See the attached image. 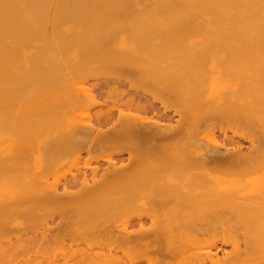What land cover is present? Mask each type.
Masks as SVG:
<instances>
[{"label":"bare ground","instance_id":"bare-ground-1","mask_svg":"<svg viewBox=\"0 0 264 264\" xmlns=\"http://www.w3.org/2000/svg\"><path fill=\"white\" fill-rule=\"evenodd\" d=\"M224 123L253 133L247 151L229 138L231 152L226 141L220 152L212 134L217 126L224 135ZM94 145L116 156L94 166L86 154L92 167L79 163L86 169L64 179L59 161ZM257 171L264 0H0V234L10 224L18 235L35 229L23 237L49 233L54 223L78 244V235L104 234L38 262L47 233L22 244L10 230L18 245L0 235V264H185L199 250L205 257L190 264H264V180L246 179ZM133 208L143 212L138 226L119 227ZM53 213L65 225L45 226ZM205 239L216 252L204 254Z\"/></svg>","mask_w":264,"mask_h":264},{"label":"rangeland","instance_id":"rangeland-1","mask_svg":"<svg viewBox=\"0 0 264 264\" xmlns=\"http://www.w3.org/2000/svg\"><path fill=\"white\" fill-rule=\"evenodd\" d=\"M140 7H141V6H140ZM137 9H139V6H138ZM137 9L135 10L136 13H138V12L140 11V10L137 11ZM90 81H91V80H90ZM88 82H89V81H88ZM88 82H86V83H88ZM226 83H227V81H225V79H224V84H226ZM103 89H107V88L104 87ZM101 91H102V92H101L102 95H105V91H106V90H104V91L101 90ZM166 102H168L167 99L165 100V104H166ZM168 103H170V100H169ZM168 103H167V106L169 107V110L167 111V114L171 116V118H172L171 123L173 124V122L175 123V121L177 120V119H176V120H173V119H175V118L178 117V116H177L176 114H174V113H173L174 115H172L171 111L174 110L173 107H175L176 105L172 102V103L170 104V106H169ZM160 105H162V104H158L157 106H158V108H159L160 110H162V106H160ZM172 105H173V106H172ZM87 107H88V106H83L82 109H85L86 111H88V109H89V113L91 112L90 114H92V109H93V108H90V107H89L88 109H86ZM176 108H177V106H176ZM170 109H171V110H170ZM77 110H78V109H77ZM82 111H84V110H82ZM93 111H94V110H93ZM173 112H174V111H173ZM173 116H174V117H173ZM175 124H176V123H175ZM211 125L213 126V128H211ZM211 125H208L207 127H204L203 132H201V133L204 134L205 130H209V132H213V131H214V130H213V129H214V125H216V124H211ZM226 126H228V128H229L230 125H229V124L226 125V124L224 123V128L226 129V132H225V129H224V135L222 134V133H223V129L221 128L222 131H221L220 129L217 130V129H218V128H216L217 126L215 127V130H216V131L213 132V133H215V134H212L213 137L216 136V137H214V138L217 140L216 142L219 143V144H221V145L219 146V147H220V148H219V149H220V152H221L222 154H225V149L222 148V147H223L222 145H223V144L225 143V141H226V143H225V145H224V146L226 147V146H227V143H228V141H229V138H231V140H232V138H233V139L235 138V140L238 141L237 144L239 143V145H241L242 150L247 151V150L250 148L248 139H249V138H252V137L254 136L253 133L250 132V131L247 132L246 130H244V131L246 132V133H245L244 131H242L243 129L240 130V129L235 128L233 125H231V126H230L231 128H230L229 130H231V129L234 130V128H235L237 131H238V130L240 131L239 134H237L238 132H236V133L234 134V132H233L232 130H231V131L227 130V127H226ZM232 126H233L234 128H232ZM236 127H237V126H236ZM238 128H239V127H238ZM236 130H234V131H236ZM227 131H228V132H227ZM231 132H232L234 135H232ZM225 133H227V137H225V136H226ZM243 133H244V134H243ZM247 133H248V134H251L252 136H251V135H248ZM209 134H210V133H209ZM236 134H237V135H236ZM242 134H243L244 136L247 134V136H245L246 139L244 138V136H242ZM205 135L208 136L207 133L204 134V136H205ZM212 135H209V137L212 136ZM231 135H232V136H231ZM202 136H203V135H202ZM204 136H203V137H204ZM222 136H224V137L222 138ZM235 136H236V137L239 136V138H238V137L236 138ZM241 136H242L243 138H242ZM249 136H251V137H249ZM217 138H218L219 140H218ZM247 138H248V139H247ZM231 140H230V142L235 141V140H232V141H231ZM218 141H219V142H218ZM230 142L228 143V144H229L228 146H230V147L227 148V149H229V150H230V148L232 149V147H233L232 145H235V142H234L232 145H230V144H231ZM258 143H259V142H258ZM221 146H222V147H221ZM231 146H232V147H231ZM84 148H86V146L83 147V149H82L83 151H81L82 153H81L80 151H77V152H78V153H77V154H78V157L80 156V155H79V152H80L81 154H83V155L80 156L81 158H80V157L78 158V157H77V154H76V153L73 154V152H70V153H69V154H70L69 156L66 155L65 157H63V158L59 161V162H60L59 165H60V164L62 165V168L60 167L61 165L59 166V167L61 168V172H62V173L60 172V168L57 166V167L59 168V173H61V174L64 173V174H63L64 177H65V175L70 177V175H72L73 173H76V171H78V168L81 170L82 167H83V165H84V164H83V165H81V164H82V162L85 161V159L83 160V157H84L86 154H87V157H89V158L92 156L91 160L89 159V163H93L94 166H95L96 164H97V165L100 164V166H101V165H104V166H105V163H106V160H107L106 158H107V157H110V158H111V157L116 156V155H115V152L110 151V150H114V149H111V148H105V147H101V146H98V145H94V146H92V147L90 148V151H89V152H87V148H86V150H85ZM98 148H99V149H98ZM104 148H105V149H104ZM245 148H246V149L248 148V149L246 150ZM34 149H35V148H34ZM100 149H103V150L108 149V150H109V154H107L108 151H103V150H100ZM35 150H36V149H35ZM37 150H38V153H39L40 150H39V149H37ZM90 152H91V154L88 155V153H90ZM106 152H107V153H106ZM111 152H113L114 154H112ZM230 152H231V150H230ZM36 153H37V151H36ZM110 153H111L112 155H111ZM33 154H34V153H33ZM106 154H107V155H106ZM36 155H37V154H36ZM109 155H111V156H109ZM123 155H124V157L127 156L126 153H123ZM34 156H35V155H34ZM67 156H68V157H67ZM104 156H105V159H106V160L104 159ZM66 157H67V158H66ZM64 158H66V159H64ZM85 158H86V157H85ZM94 158H97V160L94 159ZM99 158H103L104 161H103L102 159H99ZM31 159L33 160L32 157H31ZM31 159H30V163L32 162ZM76 159H77V160H76ZM86 159H88V158H86ZM70 160H72V161H70ZM73 160H74V161L76 160L75 162H76V164L79 165V166L74 165V161H73ZM78 160H79V161H78ZM80 160H81V161H80ZM82 160H83V161H82ZM95 160H96L97 162H96ZM90 161H91V162H90ZM94 161H95V162H94ZM100 161H102V162H100ZM103 162H104V163H103ZM71 163H72L73 165H72ZM79 163H81V164H79ZM84 163H86L85 165L87 166V168L92 167V165H93V164H89L87 161H85ZM95 163H96V164H95ZM66 165H67V166H66ZM70 165H71V166H70ZM225 165H226V167H229L228 164H223V166H225ZM65 166H66V167H65ZM73 166H74V168H73ZM226 167H223V169H221V172H224V171L226 172ZM64 168H66V169H64ZM83 168L86 169L85 166H84ZM67 170H70V171H67ZM71 170H72L73 173L71 172ZM88 170H89V169H88ZM223 170H224V171H223ZM259 171H260V170H259ZM68 172H69V173H68ZM229 172H230V171H229ZM232 172H236V171H232ZM59 173H58V174H59ZM69 174H70V175H69ZM214 174H215L216 176L220 177V176H223L222 174H224V173L220 174V173L218 172V173H214ZM260 175L263 177L262 180H264V171H263V172H259V173H258V171H257V172H255V173H253V174H250L246 179H247L248 181H251V180L253 181V180H254L253 182H256V183H257V182H259L260 179H261V178H260V177H261ZM69 177H67V178H69ZM50 178L54 180V178H52V177H50ZM70 178H71V177H70ZM70 178H69V179H70ZM254 178H255V179H254ZM256 178H257V179H256ZM51 179H50V181H51ZM62 179H63V178H62ZM64 179H66V177H65ZM64 179H63V180H64ZM69 179H68V180H69ZM259 187H260V189L262 188V186H259V185H258V189H255V191H256V190L258 191V190H259ZM257 191H256V192H257ZM136 211H137V212H136ZM133 212H134V213H133ZM135 212H136V213H135ZM138 212L140 213V212H142V211L133 208V210L130 209V210H127V211L123 212V213L121 214V216L118 217L117 223H118V221H119V223H118L117 225L119 226L120 224H121V225H125V224H126L127 227H128V229H131L132 227H137V226H138V223H137V221H136V219H135L134 216L139 215ZM53 214H54V216H53ZM53 214H50V218H51L52 216L54 217L53 219L51 218L52 220H51V219H49V220L47 219V221H46V219L44 218L45 221L43 220L44 222H43V221H41V222H43L44 224H46L45 226H47V224H50V225H51L52 223H54V221L56 222L57 219L59 218V220H60L62 223H61L60 221H57V222H59V223L62 224V225H65V223H64L63 220H66V221H67V220H68L67 217L64 219L62 216L58 215L57 213H56V214L53 213ZM135 214H136V215H135ZM140 214H141V213H140ZM142 214H143V212H142ZM142 214H141V215H142ZM51 215H52V216H51ZM47 216H48V215H47ZM125 216H126V217H125ZM132 217H133V218H132ZM32 218H34V217H31L30 220H28L30 223L27 221V219L23 220V222H28V223H27L28 225H29V224H32V225L34 224V225H35V223H32V221H31ZM47 218H48V217H47ZM60 218H61L62 220H61ZM119 218H120V219H119ZM125 218H127V219H125ZM28 219H29V218H28ZM116 219H117V218H116ZM116 219L113 220L114 222L112 221V223H111L112 225L116 224V223H115ZM122 219H125V220L121 221ZM32 220H34V219H32ZM50 220H51V222H50ZM128 220H130V221H128ZM131 220H132V221H131ZM145 220H148V221H145ZM34 221H35V220H34ZM126 221H128V223H127ZM149 221H150V220L147 218V216H145V217L143 216V224H144L145 226H147V224H148V226L150 225V222H149ZM120 222H121V223H120ZM145 222H146V223H145ZM39 223H40V221H39ZM43 223H42V224H43ZM24 224H25V223H24ZM24 224H23V225H24ZM37 224H38V223H37ZM54 224H57V225H55V227H54V226L51 227L52 229H54L53 231H48V230H47L49 233L45 232V233H47L46 235H48V234L50 235V233H51L50 236H49V235L47 236V239H48V240L46 239V235H44L45 233L43 234V233L40 232L41 235L43 234V235L45 236V237H44V236H43V237L46 239V240H45V239L43 240V243H42V241H40L41 238H39L40 233H37V232H35L36 235L34 234V232H33V234H34L35 236L38 235L36 238H39V239L36 240V239H34L35 237H34V238L32 237L35 241H33L32 239H28V238H31V236L33 235V234H32V230H35V229H32V227H30V226H28V227H24V226H23V227H21V228H18L19 230L21 229V232H22V229L25 228V229H26V232L28 233V230H27V229H29V227H30V229H32V230H31V234H26V236H28V235H31V236H28V237H26V236H25V237L21 236V235H24L26 232L18 235V233L15 232V231H16V228H15V227H17V226L15 225V227L12 228V225H11V224H10L11 226H10V225H8L9 227L7 226V228L4 230L5 232H3V233H7V231H8V232H11V231L13 230V233H17V234L15 235V237L18 238V237H17V235H18L19 238H20V241H23V242H21L22 244H27V243H28L27 241H29V243H31V244L34 242V244H35L36 241L39 240V241L42 243V244H40L39 246H38V245L36 246L37 248L39 247V250H40L41 248H43L42 246H43V244H45L46 242H47L48 245H51V247H49L48 245L45 244V245H44V248L40 250V251H42V252H40V253H39V251L37 250L38 253L36 252V255L34 256L33 259H37V258H38V259H37V260H39L38 262H40V259H39L40 257H41V258H43V257H44V258H47V256L51 255V254L53 253V249H54L55 251L59 252L58 248H60V251H61V250H62V251L65 250L64 252H62V251H61V253L59 252L60 254L65 253V252L67 253L70 249H75V248H77V247H81L82 245H84V243L82 244V242L84 241V239L87 241L88 238H91L92 241H91V239H88V241H90L91 244H93V242H94V244L97 243V242H98V244H99L100 240L103 238L102 235L104 236V234H103L102 232L99 233V234H97V236L99 235V237L96 236L95 238H94L93 235H88V234L85 235V234H81V235H78L77 237H79V238L81 239V241H82V240H83V241L81 242V244H80V243L78 244V242H76V241L78 240L76 236H75V238H76L77 240H75L74 237H73V239H72V237H69L70 235H71V236L76 235L75 233L72 232V234L69 233V235H68V232H65V231H64V232H65V233H64L63 231L59 230V228H57V230H56V226L59 227V224H58V223H54ZM128 224H129V225H128ZM131 224H132V225H131ZM13 225H14V224H13ZM50 225H48V227H49ZM121 225H120L119 227H121ZM126 225H125V226H126ZM40 226H41V227H40ZM35 227H36V225H35ZM38 227H39L40 230H42V228H44V227H42V225H40V224H39ZM71 227H72V226H71ZM130 227H131V228H130ZM33 228H34V227H33ZM7 229H8V230H7ZM14 229H15V230H14ZM25 229H24V230H25ZM36 229H37V227H36ZM45 229H47V228H45ZM48 229H49V228H48ZM52 229H49V230H52ZM132 229H134V228H132ZM10 230H11V231H10ZM19 230H18V232H20ZM37 230H38V229H37ZM40 230H39V231H40ZM55 230H56V231H55ZM42 231H44V229H43ZM60 231H61V232H60ZM29 232H30V230H29ZM56 232L60 233L61 236H62V235L65 236L64 238H63V236L60 237L61 239H62V238L64 239L63 241L57 240V239L59 238L57 235H59V234H58V233L56 234ZM3 233L0 234V235H4ZM53 233H54V235H53ZM61 233H62V234H61ZM9 234H10V233H8V235H9ZM11 234H12V232H11ZM11 234H10V236H11ZM55 234H56L57 239H56V237H55ZM34 235H33V236H34ZM67 235H68V236H67ZM219 235H220V234H219ZM4 236H5V235H4ZM10 236H9V237H10ZM20 236L23 237L24 240H22V238H21ZM53 236H54V237H53ZM87 236H88V238H87ZM1 237H2V236H1ZM5 237H7V236H5ZM9 237H7V238L9 239ZM52 237H53V238H52ZM203 237H204V236H203ZM205 237H208V236L205 235ZM12 238H13V239H12ZM25 238H26V239H25ZM54 238L57 240V241H55L57 244L55 243V244H54L55 246H54V248H53L52 244H53L54 242H51V241H53L52 239H54ZM60 238H59V239H60ZM65 238H66V239H65ZM86 238H87V239H86ZM98 238H99V239L101 238V239L99 240ZM226 238H227V237H226ZM2 239H3V238H2ZM4 239H5V238H4ZM4 239H3V241H4ZM55 239H54V240H55ZM208 239H209V238H208ZM220 239H221V235H220V238H219V242L217 241V244L220 243ZM9 240H13V241H14V240H15V241L17 240V241H19L18 239H14V234H13V237L11 236V239H9ZM25 240H27V241H25ZM31 240H32L33 242H31ZM41 240H42V239H41ZM49 240H51L50 242H51L52 244H49ZM102 240H104V238H103ZM102 240H101V241H102ZM0 241H2L1 238H0ZM3 241H2V242H3ZM17 241H16V243L12 242V244H13V243H14V244H17ZM24 241H25V242H24ZM39 241H38V242H39ZM79 241H80V240H79ZM88 241H87V244H88ZM5 242H8V241H5ZM40 242H39V243H40ZM44 242H45V243H44ZM206 242H207V241H206V239H205L204 242L202 243L203 245H204V243L206 244V245H205V248H206L207 244L210 243V242H208V243H206ZM10 243H11V242H10ZM18 243H19V242H18ZM21 243H20V244H21ZM101 243H102V242H101ZM31 244H30V245H31ZM34 244L31 245V246L34 247V246H35ZM36 244H38V243H36ZM58 244H59V245H58ZM85 244H86V243H85ZM89 244H90V243H89ZM202 244H201L199 247H201ZM210 244H211V243H210ZM210 244L208 245L209 247L207 246L208 249L206 248V249L203 250V251H204V254H205V252H206L205 250H207V252H208L209 248L212 249V250H210V253H211V251H214V250H215V246H214V245H211V246H213V248H214V249H213V248H211ZM17 245H18V244H17ZM30 245H27V246H30ZM220 245H221V248H222V249H223V248L225 249V252H227V251H229V250L231 249V245H229V243H226L225 245H223V243L221 242V244H219L218 246H220ZM25 246H26V245H25ZM31 246H30V247H31ZM45 246H47V247H45ZM30 247H24V249L26 248V249H25V252H26L27 248H30ZM83 247H84V246H83ZM194 248H198V247H194ZM203 248H204V246H203ZM24 249H23V250H24ZM34 250H36V249H34ZM43 250H46V251H43ZM194 250H195V249H194ZM197 250H198V249H197ZM197 250H196V251H197ZM219 250H220V249H219ZM30 251H33V250H30ZM55 251H54V253L57 254V252H55ZM192 251H193V250H192ZM201 251H202V249H201ZM222 251H223V250H221V252H222ZM230 251H231V250H230ZM230 251H229V252H230ZM21 252L24 253V251H21ZM27 252H29V249H28ZM27 252H26V253H27ZM33 252H35V251H33ZM194 252H195V251H194ZM194 252H193V253H194ZM215 252H216V250H215ZM221 252L219 251L218 254L221 255ZM59 253L57 254L58 257H60ZM195 253H196V255L198 254V255H197V256H198L197 259L195 258V257H197V256H196L195 254H192V252H191L192 255H190V254L188 255V256H191V257L185 256L186 258L188 257V259L183 258V259H181V261H180V259H179L178 261L182 262V260H183V261H184V260H187V261H184L185 264H186V262H187V263H189V262H190V263H193V261L195 262V259H196V261H197V260L202 259V258L205 257V256H203V253H201V255H199V254H200V250H199V253H198V252H195ZM19 254H21V253H19ZM19 254H18V256L21 257V255H19ZM31 254L33 255L34 253L31 252ZM31 254H29V255L32 256ZM37 254H41V256H38ZM26 255H27V254H26ZM26 255L22 254V256H26ZM193 255H195V256H193ZM205 255H206V254H205ZM207 255H208V254H207ZM36 256H37V257H36ZM27 257H29V256H27ZM32 257H33V256H32ZM21 258H23L22 260H24V257H21ZM21 258H20V259H21ZM29 258L31 259V257H29ZM189 258H190V259H189ZM25 259H26V261H27L28 258H25ZM193 259H194V260H193ZM37 260H34V261H36V264H37ZM189 260H190V261H189ZM192 260H193V261H192ZM26 261H25V262L23 261V262H24V263H28V262H29V261H28V262H26ZM43 261H45V260H43ZM46 261H47V260H46ZM46 261H45V262H46ZM58 261H59L58 263H60V261L62 262V258H61V260H58ZM21 262H22V261H21ZM31 262H32V261H31ZM31 262H30V264L33 263V262H32V263H31ZM41 262H42V261H41ZM45 262H44V263H45ZM184 262H182V263H184ZM19 263H20V262H19ZM172 263H173V262H172ZM176 263H177V262H176ZM190 263H189V264H190ZM17 264H18V263H17ZM28 264H29V263H28ZM38 264H39V263H38Z\"/></svg>","mask_w":264,"mask_h":264}]
</instances>
